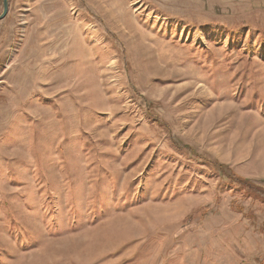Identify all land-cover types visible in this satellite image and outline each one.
<instances>
[{
    "label": "rangeland",
    "instance_id": "1",
    "mask_svg": "<svg viewBox=\"0 0 264 264\" xmlns=\"http://www.w3.org/2000/svg\"><path fill=\"white\" fill-rule=\"evenodd\" d=\"M0 264H264V0H9Z\"/></svg>",
    "mask_w": 264,
    "mask_h": 264
},
{
    "label": "water",
    "instance_id": "2",
    "mask_svg": "<svg viewBox=\"0 0 264 264\" xmlns=\"http://www.w3.org/2000/svg\"><path fill=\"white\" fill-rule=\"evenodd\" d=\"M9 11V0H3V11L0 15V20L6 17Z\"/></svg>",
    "mask_w": 264,
    "mask_h": 264
},
{
    "label": "bare ground",
    "instance_id": "3",
    "mask_svg": "<svg viewBox=\"0 0 264 264\" xmlns=\"http://www.w3.org/2000/svg\"><path fill=\"white\" fill-rule=\"evenodd\" d=\"M218 212V211H217Z\"/></svg>",
    "mask_w": 264,
    "mask_h": 264
}]
</instances>
